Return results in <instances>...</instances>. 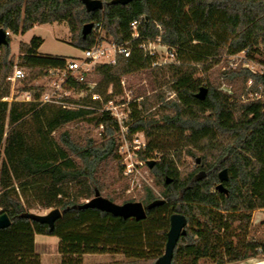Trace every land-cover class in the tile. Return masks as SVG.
<instances>
[{"label":"trees","instance_id":"1","mask_svg":"<svg viewBox=\"0 0 264 264\" xmlns=\"http://www.w3.org/2000/svg\"><path fill=\"white\" fill-rule=\"evenodd\" d=\"M101 1V8L87 11L81 0H0V28L12 34H23L35 24L63 21L71 44L84 50L96 38L92 31L82 38V26L99 23L114 43L128 41L130 49L127 57L116 54L114 64H96L98 80L91 92L80 99L65 98L75 104L67 107L38 101L37 93L30 101L3 100L10 94L5 79L13 59L9 44L0 45V213L11 221L0 229V264H40L36 234L59 238L61 264H82L81 256L87 253H121L131 260L125 264H155L164 252L174 212L183 214L187 225L170 264H226L264 254V243L246 240L252 211L264 208V100L241 101L242 89L223 91L208 78L207 93L198 99L204 80L195 77L198 65L208 71L225 52L264 54V0ZM134 20L139 21L138 38L132 39ZM157 36L174 49L176 62L154 66L153 74L174 96L162 103L158 117L147 112L145 103L144 114L133 107L125 126L129 134L144 133L145 146L136 152L147 167L153 152H160L148 167L158 193L143 187L139 201L147 209L140 220L82 207L81 199L92 198L96 191L115 199L104 163L116 156L113 133L119 124L109 111L100 109L102 103L92 94L106 102L121 92L122 76L151 67V57L138 44ZM42 42L35 35L21 45L22 66L44 72L63 66L67 57L37 51ZM260 62L264 65V59ZM222 75L228 82L252 79V88L264 91L262 74L243 69ZM109 85L112 95H106ZM70 86L87 88L85 77ZM77 121L102 126V141L72 139L63 127ZM179 148L190 156L199 153L198 172L181 175ZM224 168L226 192L216 189ZM35 207L60 209L52 229L26 217Z\"/></svg>","mask_w":264,"mask_h":264},{"label":"rangeland","instance_id":"2","mask_svg":"<svg viewBox=\"0 0 264 264\" xmlns=\"http://www.w3.org/2000/svg\"><path fill=\"white\" fill-rule=\"evenodd\" d=\"M32 31H26L21 34H12L9 32V57L13 59L12 70L15 66L23 69L25 78L21 81L9 82L10 94L3 98L6 101H30L35 93L38 94V101L42 93H46L50 98L57 99L67 107H75V104L68 102V99H80L87 93L91 92L95 83L98 80V75L94 72V66L98 63L91 64L89 69L84 72L85 82L87 88L77 90L75 88H60L56 89L53 81L46 75V72L39 71L37 68L31 69L22 66L21 45L29 43L32 36H40L43 39L42 44L38 48L41 54L58 55L67 58L83 57L81 49L74 47L70 42L69 28L66 22H52L45 24H35ZM104 33V32H103ZM104 39L112 41L109 35L104 33ZM157 61L163 60L164 49L157 46ZM264 59V54L260 51H252L249 54L239 52L236 54L223 53L218 63L213 65L208 71L202 70V65H198L199 70L195 73V77H200L204 82L202 86H207L206 78L210 79L212 83L227 92H234L242 89L240 100L247 101L252 99L264 100V91L261 87L252 88V79L241 83V80L228 82L223 77V73L231 70L241 71L243 69H254L256 73L260 74L262 65L260 61ZM174 62H176L174 60ZM173 62V63H174ZM166 65V64H165ZM146 67L145 69L134 72L121 77L120 85L121 92L115 94L111 99L104 102L103 97L99 94L98 100L102 103L100 109H107L110 103L113 107V116L120 124L118 131L115 130L113 136L115 137L114 153L116 156L108 158L104 163L107 169V177L110 187L115 192L114 202L121 204L122 199H131V201H139L143 194V187L145 185L152 188L155 193H158V187L155 185V179L150 173L146 164L137 156V150L143 148L146 143V138L143 132H136L129 134L125 126V122L129 120V115L134 114L133 107L141 114V107L148 108L147 112H156L157 117L163 111L162 103L172 98L174 93L167 87L166 84L156 82L153 74V68ZM250 71V70H249ZM251 72V71H250ZM12 71L9 73L11 75ZM252 73V72H251ZM25 87H30L29 90H24ZM239 92V91H238ZM106 95H112V86L109 85L106 90ZM158 96H163L162 101H158ZM92 99H94L92 97ZM97 100V99H94ZM110 101V102H109ZM59 105L57 102H48ZM135 111V112H136ZM70 132L72 139L82 141L84 139H92L96 143L102 141V126L96 127L94 124L87 121H77L67 124L63 127ZM144 143V146H143ZM140 145V148L138 147ZM168 152L173 153V150ZM179 159L177 167L181 175L186 176L187 173L196 170L198 172L199 162H195V157L199 153L195 152L194 156L186 153L185 148H179ZM160 156L159 151H154L152 160H158ZM128 170L130 173L126 174ZM206 171V170H205ZM217 185V183H216ZM88 200V199H87ZM86 201V199H81ZM51 208L35 207L30 209V212L37 214H45ZM35 251L39 256L40 264H61V254L58 249L59 238L55 235L36 234L35 236ZM255 239L264 243V208L256 209L251 213V219L247 228L246 240ZM82 264H125L129 258L121 253H87L82 256ZM264 264V254L258 252L256 256L250 261H243L240 264ZM138 264H148L147 262L139 261ZM203 264H212L209 262Z\"/></svg>","mask_w":264,"mask_h":264},{"label":"built area","instance_id":"3","mask_svg":"<svg viewBox=\"0 0 264 264\" xmlns=\"http://www.w3.org/2000/svg\"><path fill=\"white\" fill-rule=\"evenodd\" d=\"M138 24L139 21L134 20L130 23L131 27V38L135 39L138 38ZM95 35V42L94 44L87 48L82 50L83 57L80 58H66L65 63L61 67H50L45 70L46 75L53 81V84L55 85L56 89L60 88H71V82L77 81V82H83L84 81V72H86L89 69V66L91 64L95 63H108V64H114L116 61V54H122L124 57H127L130 54V49L128 46V41L122 43V44H116L113 41H108L104 39V33L102 30V27L99 23L93 25L91 30ZM99 37H103V40H98ZM139 48L142 49L145 55H148L152 59V66H160L165 65L169 63H173L175 60V52L174 49L164 43H162L160 36H157L155 38H148V39H142L139 44ZM157 46L161 49H164V56L163 60L157 61ZM262 70H260V74L264 75V66L261 67ZM253 74L256 73L254 69H249ZM25 78V73L22 68L15 66L12 70L11 75L7 77V80L14 83L15 81H21ZM92 97L94 99H98L99 95L93 93ZM41 102H57L58 104H61L62 106H65L63 102L58 101L57 99L50 98L48 94L45 92L41 94L40 97ZM110 102V101H109ZM107 111L113 116L116 115L115 112H113L112 104L110 103L109 107H106ZM118 122V121H117ZM119 123V122H118ZM119 126H121L119 124ZM144 146V143H143ZM140 148V145H138ZM131 170H128L126 174L130 173Z\"/></svg>","mask_w":264,"mask_h":264},{"label":"water","instance_id":"4","mask_svg":"<svg viewBox=\"0 0 264 264\" xmlns=\"http://www.w3.org/2000/svg\"><path fill=\"white\" fill-rule=\"evenodd\" d=\"M130 0H112L115 3H127ZM87 11H92L94 9H99L103 6L101 0H81ZM93 23H85L81 29L82 38H85L92 30ZM9 32L0 28V45H8ZM207 93V88L202 86L196 94L198 99H204ZM196 162H199V157L196 158ZM154 164V160H148L147 165L151 167ZM227 171L226 169H221L218 173L219 182L216 185V189L219 191L226 192V188L223 186V181L226 179ZM167 182L169 180H166ZM82 207H92L97 208L102 211L111 213L114 216H119L122 218H134L135 220H140L145 218L147 206H144L140 201H127L121 204L110 201L109 199L101 196L98 191L95 195L84 201L81 204ZM27 218L37 221L39 223H45L50 229L53 228L54 222L61 216V211L58 208H51L45 214H37L33 212H28L25 214ZM11 224L10 218L6 213H0V229L6 228ZM187 221L186 217L181 214L174 212L169 216V228L166 232V241L163 254L156 260L155 264H170L173 249L179 240L180 236L184 235L186 232Z\"/></svg>","mask_w":264,"mask_h":264},{"label":"crops","instance_id":"5","mask_svg":"<svg viewBox=\"0 0 264 264\" xmlns=\"http://www.w3.org/2000/svg\"><path fill=\"white\" fill-rule=\"evenodd\" d=\"M34 28H35V27H32V28L29 29L28 31H32ZM35 236H36V235H35ZM34 238H36V237H34ZM251 259H253V257H249V258H246V259L241 260V261H236V262H231V263H226V264H240V263L243 262V261H250ZM243 264H245V263H243Z\"/></svg>","mask_w":264,"mask_h":264}]
</instances>
